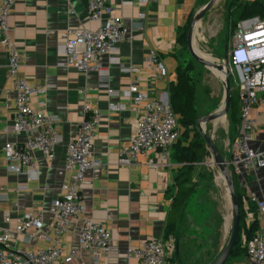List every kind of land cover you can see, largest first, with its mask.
I'll list each match as a JSON object with an SVG mask.
<instances>
[{"label": "crops", "instance_id": "1", "mask_svg": "<svg viewBox=\"0 0 264 264\" xmlns=\"http://www.w3.org/2000/svg\"><path fill=\"white\" fill-rule=\"evenodd\" d=\"M207 2L107 0L108 5L119 8L118 15L127 29V35L114 52L103 56L104 71L98 73L94 70L78 72L62 66L64 57L61 47L67 40V33L81 27L96 30L101 24L87 20V0L16 1L7 16V25L10 39L21 52L17 77L25 79L33 87L45 88L31 98V104L35 108L42 104L45 112L55 118L54 130L59 140L51 161L41 153H33L35 177L7 171L10 163L3 152L4 144L9 141L24 142L26 136L6 134L14 118L15 103L11 96L13 81L6 75L7 54L0 45V226L8 232L12 248L35 251L51 245L54 202L61 197L62 185L69 176L64 169L65 147L76 135L79 124L94 110L98 114V126L91 152L102 162V166L88 169L79 182L83 212L70 224L61 239L64 249H77V256L67 264H138L127 251L137 249L148 238L161 240L167 257L170 258L173 251L178 253V248L180 254L182 234L188 231L194 233L186 215L195 192L186 202L176 230L166 233V218L175 190L174 180L184 166L178 161L179 154L174 149L176 144L166 155L152 154L153 166H149L148 159L143 156H138L132 166L118 165L119 151L127 147L133 134L135 114L129 101L110 95L101 84H107L114 92L137 86L142 91L151 90L155 98H168V86L176 78L180 59L178 34L189 25L193 13ZM240 2L243 5L257 3L264 10V0ZM227 10L225 0H217L202 17L214 14L219 25L214 44L204 45L201 50H210L211 54L220 51L218 41L225 28L224 14ZM226 50L225 45L227 57ZM151 52L157 54L167 72L164 81L156 80L146 68ZM110 104L122 107L114 111L110 109ZM259 126L251 145L257 152L264 153V117L260 119ZM245 181L242 206L249 194L264 200V168L250 171ZM245 208L246 218L252 216L253 204L247 203ZM28 212L40 213L50 239L38 240L34 237L26 241L25 234L14 231L16 219ZM8 217L11 221L5 223ZM87 221L104 224L110 230L113 252H104L98 262H94L79 246L78 232ZM195 239L196 234H193L189 240ZM58 264L65 263L60 261ZM166 264L175 263L166 260Z\"/></svg>", "mask_w": 264, "mask_h": 264}, {"label": "built area", "instance_id": "2", "mask_svg": "<svg viewBox=\"0 0 264 264\" xmlns=\"http://www.w3.org/2000/svg\"><path fill=\"white\" fill-rule=\"evenodd\" d=\"M16 1L0 0V45L7 54L6 75L13 81L11 96L15 103L14 118L6 134H24L26 140L6 142L3 152L10 163L8 172L35 177L33 153H41L46 160L51 161L59 137L54 130L55 118L45 112L42 104L38 108L31 104V98L42 93L45 88L33 87L25 79L17 77L21 52L10 39L7 25V16ZM118 10V7L108 5L107 0H87V20L101 24L96 30L81 27L67 33V40L61 47L64 57L62 66L78 72H103V56L114 52L127 35ZM226 58L230 78H239L237 83L231 81L237 90L239 123L225 160L230 176L234 175L244 189L246 175L257 168H264V153L257 152L251 145L260 127V119L264 117V12L236 25ZM146 68L158 81H164L167 77L155 52L149 54ZM101 87L107 89L110 95L129 101L135 114L133 134L127 147L119 151L118 165L132 166L138 156H143L148 159V165L153 166V160L150 159L152 154L166 155L179 142L183 128L169 102L166 104L162 98H155L151 90L142 91L137 86H129L122 92H114L104 83ZM121 107L110 104V109L114 111ZM97 126L98 114L93 110L79 124L76 135L65 147L64 169L69 176L62 185L61 197L54 202L51 245L35 251L12 248L8 232L0 226V264H58L60 261L67 264L77 256V249H64L61 239L70 224L83 212L78 185L84 173L93 167L102 166V162L93 157L91 152ZM250 202L254 212L246 218V224L256 217L258 228L245 244L246 259L241 264H264V200L249 194L244 201L245 212V206ZM10 221L9 217L5 219V223ZM14 231L25 234L26 241L34 237L38 240L50 239L38 212L19 216ZM78 242L94 262H98L104 252H113L110 230L101 223L85 222L78 232ZM127 252L138 264H166V251L159 239H144L137 249Z\"/></svg>", "mask_w": 264, "mask_h": 264}, {"label": "rangeland", "instance_id": "3", "mask_svg": "<svg viewBox=\"0 0 264 264\" xmlns=\"http://www.w3.org/2000/svg\"><path fill=\"white\" fill-rule=\"evenodd\" d=\"M225 4L228 5V10L224 14L225 28L218 41L220 51L211 54L210 50H201L204 45L214 44L215 32L219 25V21L214 14L208 18L201 19L195 42L196 49L200 54L217 65L223 64L226 60L224 48L226 45L227 50H229L236 25L246 19L257 17L239 19L238 13L243 6L240 0H225ZM187 27L188 25L186 29ZM180 48L178 54L180 59L177 67L180 72L189 71V77L195 91L193 108L196 120L198 117L216 111L222 105L223 87L216 71L197 64L190 57L186 49V41L180 43ZM230 79L232 82H239L238 76ZM231 81L232 100L230 111L223 120L218 121L216 124L208 123L206 125V133L213 139L224 159L228 156L229 145L237 132L238 117L235 113V102L233 99L235 84L231 83ZM190 128L192 127L190 126L187 131L182 130L181 139L174 148L176 151L188 144L190 135H192ZM205 153L202 164L192 163L193 165L190 166L194 174L195 194L186 216L187 222L193 225L194 233L188 231L182 234L180 254L179 248L178 253L173 251L171 257H167L170 263L212 264L228 240L231 227V207L228 194L223 181L219 178L217 168L209 164L213 157L207 146ZM251 224L254 225V228L258 226L256 217L246 224L245 228L253 226ZM193 234H196V239L191 241L189 239ZM246 239V229H240L236 255L231 257L227 264H237L239 262L238 259H241L244 254Z\"/></svg>", "mask_w": 264, "mask_h": 264}, {"label": "trees", "instance_id": "4", "mask_svg": "<svg viewBox=\"0 0 264 264\" xmlns=\"http://www.w3.org/2000/svg\"><path fill=\"white\" fill-rule=\"evenodd\" d=\"M264 10L257 3L244 4L241 7V10L238 13V18H251L254 16L262 15ZM186 33L187 29L183 28L180 30L178 34V41L184 42L186 41ZM175 80L169 83L168 86V102L172 110L179 117V123L181 124L184 130L192 131V135H190L189 142L186 146L180 147L178 149L179 160L184 163V166L180 169L178 174L174 180L175 190L172 196L171 208L168 211L165 231L166 233H171L176 230L177 223L179 217L181 216L186 202L190 198V196L195 192V183L193 180V172L191 169L192 163L202 164L205 157V148L206 144L204 140L201 138L198 130H196V120L194 116V108H193V100H194V87L191 82V78L189 77V71L180 72L179 69L175 72ZM231 81V80H230ZM233 99L235 102V113L238 117L237 127L239 123V108H238V98H237V90L233 94ZM237 133V132H236ZM181 139V138H180ZM180 141V140H179ZM179 143V142H178ZM177 143V144H178ZM176 144V146H177ZM232 179L234 181L236 197L239 206V231L240 229H246L247 239L246 242L254 235L257 231V228L253 226H249L245 228L246 225V214L243 210L241 197L244 194V189L240 186L237 178L232 175ZM239 236V232H238ZM238 242V238H237ZM245 242V244H246ZM237 243L234 247V250L230 256L233 257L236 255ZM238 259V257H237ZM246 259V247L244 246V254L242 255L239 261H244ZM230 260V259H229Z\"/></svg>", "mask_w": 264, "mask_h": 264}, {"label": "water", "instance_id": "5", "mask_svg": "<svg viewBox=\"0 0 264 264\" xmlns=\"http://www.w3.org/2000/svg\"><path fill=\"white\" fill-rule=\"evenodd\" d=\"M217 0H208L201 8L196 10L190 17L189 25L186 33V49L190 57L199 65L210 68L218 73V78L223 87V102L222 105L214 112L198 117L196 120L197 130L201 138L204 140L206 146L212 153V159L209 164L215 166L219 173V178L223 181L228 194L230 207H231V227L229 231L228 240L224 248L219 253L218 257L212 264H227L230 256L237 243L239 232V206L235 192L234 181L230 176L227 161L223 158L221 152L216 147L213 139L206 133L205 127L208 123L216 124L218 121L223 120L231 108L232 89L230 86V71L228 65L223 63L217 65L209 58H205L196 49L194 44V36L198 24L202 17L214 6ZM165 103H168L167 96L164 99Z\"/></svg>", "mask_w": 264, "mask_h": 264}, {"label": "bare ground", "instance_id": "6", "mask_svg": "<svg viewBox=\"0 0 264 264\" xmlns=\"http://www.w3.org/2000/svg\"><path fill=\"white\" fill-rule=\"evenodd\" d=\"M205 57V56H204ZM205 58H207V57H205ZM205 129V131H206V127L204 128Z\"/></svg>", "mask_w": 264, "mask_h": 264}, {"label": "flooded vegetation", "instance_id": "7", "mask_svg": "<svg viewBox=\"0 0 264 264\" xmlns=\"http://www.w3.org/2000/svg\"><path fill=\"white\" fill-rule=\"evenodd\" d=\"M223 63H225V64H226V60H225Z\"/></svg>", "mask_w": 264, "mask_h": 264}]
</instances>
